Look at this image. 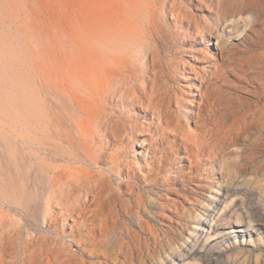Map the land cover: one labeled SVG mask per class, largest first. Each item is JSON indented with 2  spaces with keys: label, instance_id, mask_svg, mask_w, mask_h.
I'll return each instance as SVG.
<instances>
[{
  "label": "rangeland",
  "instance_id": "374dc122",
  "mask_svg": "<svg viewBox=\"0 0 264 264\" xmlns=\"http://www.w3.org/2000/svg\"><path fill=\"white\" fill-rule=\"evenodd\" d=\"M102 2L0 0V264H26L28 255L24 257L23 249H28L29 240H36L33 254L47 262L51 259L52 264H61L55 259L59 251L70 259L64 264L102 261L100 253L90 257L83 252L89 246L80 242L83 235L78 229L68 227L71 218L64 228L61 219L48 226L51 185L40 148L47 139L42 137L49 134L53 138L57 128L78 135L71 115L79 117L81 112L70 90L79 83L67 85L65 92L63 80L55 77L46 86L44 73L57 69L64 56L93 51L91 25L94 11L100 9V13L104 8ZM149 3L155 13L150 22L153 26L145 12L142 19L139 15L132 18L146 30L144 39L139 29L124 39L107 41V45L99 39L98 54L125 55L134 71L124 80L118 77L117 89L109 90L103 113L96 116L97 129L89 149L93 156L101 157V163L86 167L100 181L109 180L115 191L127 189L120 190V184L126 183L125 174L112 169L111 156L119 153L122 168L129 164L136 175L132 180L135 193L146 203L141 217L149 222L152 233L141 232L140 217L134 215L125 218L121 228L103 243L112 248L117 236L131 241L137 234L145 264H182L173 261L175 251L185 252L190 264H264V228L233 229L227 222L236 218H223L220 224L227 226L224 236L206 241L202 229L193 232L194 222L188 214L200 210L222 185L245 193L256 223L264 224V0ZM233 10L243 13L235 29L226 28L231 36L224 40L231 52L224 54L218 45L224 27H219V33L214 29L209 41L202 40L196 30L206 28L219 13ZM118 16L119 21L125 18L124 14ZM153 58L158 60L155 68ZM218 66L221 70L214 76ZM152 72L159 75L160 89L168 86L170 90L158 107L170 111L169 126L157 109L146 114L147 97L140 102L143 76ZM147 85L151 87L150 81ZM200 88L209 94L203 107L208 126L198 117ZM80 89L78 92L93 100ZM201 134L207 137L201 160L195 162L183 147V139ZM150 162L161 166L155 175ZM56 205L51 210L54 214L59 211ZM213 212L211 217L217 215V210ZM114 263V258L108 262Z\"/></svg>",
  "mask_w": 264,
  "mask_h": 264
},
{
  "label": "bare ground",
  "instance_id": "6f19581e",
  "mask_svg": "<svg viewBox=\"0 0 264 264\" xmlns=\"http://www.w3.org/2000/svg\"><path fill=\"white\" fill-rule=\"evenodd\" d=\"M101 4L104 8L100 13V9L94 11V21L91 25V36L92 39H94L93 51H91L90 54H78L72 57L64 56L59 59L57 69L52 71L45 69L44 73L46 86L50 83L51 78L55 77L58 81L63 80L61 87L65 92H68L67 85L70 86L75 81L79 83V85H76V89L75 86H70V91L75 105L81 112L79 117L73 114L71 115L75 122L78 135H75L71 131L62 132L57 128V131H54L53 138H50L49 134H47L46 137H42L47 138L42 142L40 148L44 151V168L51 185L47 200L49 213L47 223L48 226L55 225L58 224V221L61 219L64 222L62 225L64 228L66 227L68 219L70 220L71 218L73 222L69 224L68 227L78 229L81 232L80 234L83 235L80 242L89 246L83 249V252L85 254L88 253L90 257L100 253L98 257L101 258L102 261H100L99 264H108L109 260L113 258L115 259L114 264H145L143 263V257L140 256L142 242L137 234L132 237L131 241L124 239L123 236H117L112 248L105 244L108 241L109 234L119 230L125 218L134 215L140 217V231L150 235L152 233V227L149 222L141 217V214L144 213L142 209L145 207L146 203L141 194L135 193L136 186L132 183V180L136 178V175H134V172H131L132 167L127 164V168L123 169L122 163L119 161L121 157L120 154H112L111 157L114 162L112 169L116 170L120 175L124 173L126 178V183L120 184V190H122L124 186L127 187V189L118 192L108 183L109 180L105 181L106 179H103L104 181H100L97 175L86 166L92 164L98 165L101 163V157L93 156L89 152V149L91 150L90 147L93 145L92 142H94L93 135L97 129L96 116L103 113L102 106L105 105L103 103L108 96L109 90L112 87L117 89L119 86V82H117L118 77H122L124 80L129 76V72L134 71V68L129 66L127 56L125 55L117 54L112 56L105 53L98 54L99 39L102 38V41H105V45H107V41L124 39L131 34L133 35L138 29L139 31L142 30L141 36H143L142 39H144L147 33L146 30L136 25L132 18L139 15L142 19V13L145 12L148 14L147 22L150 23L154 19L155 13L149 0H103ZM95 5L99 6L98 2H96ZM102 12H104L103 16ZM242 13L243 11L237 12L236 10L219 13L216 19L208 22L206 28L199 27L196 31L200 34L202 40L205 39L209 41L210 33L213 32L214 29L219 33V27H224L221 34L222 38L219 40L218 45L224 54L226 51L231 52V49L228 48V44L224 40L226 36H231V32H227L226 28L235 29ZM118 14H124L125 18L119 21L117 19ZM150 25L153 26V23H150ZM142 61H144V58H142ZM157 61L155 58L152 59L151 63L153 68L156 67ZM220 70V66L216 67L213 75L215 76ZM147 73L148 71L146 74ZM190 79L193 78L191 77ZM149 81L151 87L147 85ZM160 83L157 72H152L148 76L144 75L143 83L140 86L142 94L140 102L147 97L148 106L146 108V114L153 111L155 112L157 109L156 112H158V115L162 116L166 120L165 123L169 126L170 111L158 109V107L161 105V102L167 98L170 90L168 86L165 87L164 85L165 88L161 90L159 87ZM202 86H204V83ZM80 87L85 93L92 97L93 100L89 99V97H84L78 92L81 91ZM78 88L80 90H78ZM122 88L127 87L122 86ZM200 90L203 95H201L199 99L198 117L208 126L205 121L206 113L203 107L207 104L209 94L208 92L205 94L202 88H200ZM46 95L49 96L47 90ZM262 114H264V105L262 107ZM210 129L212 130L213 128L209 127V131L212 133ZM117 135L118 134H114V136ZM206 137V134H201L195 138L189 137L183 139V147L190 157L195 158V162L201 160L200 157L203 154L202 149L204 148ZM255 156L256 151L254 150L252 153V160L255 159ZM51 159L61 163H50ZM150 164L151 170H154L152 174L155 175L161 166L153 162H150ZM64 191H69V194L64 195ZM245 196V193L233 190L232 188L222 187V185L218 186L216 193L213 194V197H209L208 202H206L200 210L198 209L197 212L188 211V214H191L194 222L193 232L199 233L200 229H202V232L206 235V241H211L215 240L219 235L224 236L227 226L233 229L240 227L256 228L257 230L263 229L264 224L256 223L251 210L246 204ZM55 203L59 211L54 214L51 210ZM213 209L214 211L217 210V215L211 217L210 213H214ZM177 213H180L179 207H177ZM161 217L166 219L164 213L161 214ZM223 218H236L237 221L227 222V226H224L220 224V220ZM56 232H59V228H56ZM55 236L57 235L55 234ZM35 243L36 240H29L27 243L28 249H23L24 257L26 254L28 255L26 264H52L51 259L47 262L45 257L38 259V257L33 254ZM147 250L149 254H151V247L149 244ZM13 253H15V251H12V254ZM173 255V261L178 259L179 263L190 264L186 262L185 252L175 251ZM55 259L60 261L61 264H64L66 260H70L69 257H67V259L64 258L60 251L55 254ZM88 262V260H81L79 264H89Z\"/></svg>",
  "mask_w": 264,
  "mask_h": 264
}]
</instances>
